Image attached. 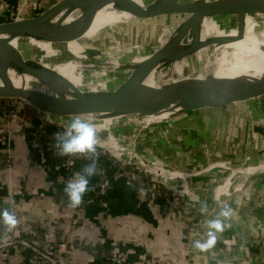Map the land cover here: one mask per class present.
<instances>
[{
    "label": "water",
    "instance_id": "water-1",
    "mask_svg": "<svg viewBox=\"0 0 264 264\" xmlns=\"http://www.w3.org/2000/svg\"><path fill=\"white\" fill-rule=\"evenodd\" d=\"M106 7L115 15L127 13L142 19L156 17L153 25L131 34L122 33L121 38H116L140 43V56L138 54L126 61L103 60L92 67L79 69L74 73L78 76L75 81L71 74L38 72L13 60L9 62L6 56L10 47L1 39L0 99L25 101L65 130L75 116L93 123L128 121L146 132L147 141L157 142L181 136L187 129L206 123L218 114L244 113L264 105V72L258 78H251L250 73L217 78L216 66L190 60L196 56L199 47L208 42H200V46H196L195 32L200 18L254 16L264 12V0H157L154 6H147L146 0H58L41 15L30 19L20 16L0 23V38L32 37L44 22L66 10L93 16ZM31 11L30 8L25 13ZM60 29L57 25L45 27L44 31L55 36ZM96 40L112 41L102 37ZM120 52H117V58L121 59ZM137 58L140 61L134 62ZM179 63H184L185 67L178 73L175 65ZM11 74L17 78H28L26 86L25 82L15 86ZM150 76L153 77V86L146 84ZM96 148L107 150L120 162L146 169L157 183L176 197L184 201L189 196L193 197L189 193L190 185L175 188L167 177L153 170L149 164L128 160L107 144L97 142ZM247 159L242 158L244 161ZM250 159L264 161V157ZM224 163L225 160L212 162L202 170L218 169V165ZM202 170L192 172L189 180L198 178L204 173ZM189 203L196 207L193 201ZM121 258L117 256L104 261L128 264Z\"/></svg>",
    "mask_w": 264,
    "mask_h": 264
},
{
    "label": "crops",
    "instance_id": "crops-1",
    "mask_svg": "<svg viewBox=\"0 0 264 264\" xmlns=\"http://www.w3.org/2000/svg\"><path fill=\"white\" fill-rule=\"evenodd\" d=\"M250 110L244 113L232 111L229 114L213 116L212 120L189 128L183 135L169 140L171 146H149L150 154L169 167L182 162L179 157L181 155L177 152L184 148L192 158H189L191 162L225 160L226 163L221 170L210 171L192 181L186 180L190 182L189 185H193V188H197L200 194L202 188L219 179H225L227 174L238 168L240 166L238 162L244 161L243 157H247V160L264 157V151L261 153L256 150L249 153L250 147L246 142V139L250 140L252 136L255 139L260 134L258 123L243 120L263 119L264 105ZM36 123H38L36 118L31 115L25 120L18 119L7 124L0 115V152L8 153L12 160L9 172L0 166V210H7L9 203H13L17 210L19 225L28 227L32 224H43L52 228L58 221L57 201L63 198L68 202L64 188L67 181L76 173L67 175L56 160L33 148ZM8 131L11 132L10 136L7 135ZM215 131L218 132L215 134ZM229 139L230 144H228ZM225 142L228 148L236 145L237 148L234 150L239 153L228 155L226 150L223 154L221 145ZM230 148L233 150V147ZM181 165L185 167L182 163ZM216 172L221 173H219L220 177L216 181H211L213 179L209 176ZM240 186L238 192H233L230 185L229 190L232 192L227 199L223 195L215 194L205 200L208 203L215 198L225 199L220 205H210L212 207H207L206 211L209 208L222 207L224 203H227L233 211L226 221L224 231L217 235L220 239H224V244L218 240L214 247L205 252L193 251L194 264H264V174L259 173L241 181L235 188ZM95 192V180L89 177V191L84 198L93 196ZM206 211L203 212L205 213L202 214L203 216L195 213L194 218V223L200 229L203 226L205 234L208 231L207 221L212 219L206 216ZM214 211L212 210L210 214ZM219 211L220 208L216 210V215ZM72 214L73 210L69 207L68 218ZM82 218L93 226L92 230L71 227L68 220L62 223L69 240L88 244V248L71 250L74 264H108L105 262L106 259L93 257L90 254L89 247L92 246H105L106 248L103 249L115 252L128 264L184 263L189 224L175 202L167 204L160 200L148 202L137 195L135 188L119 182L95 204L87 207ZM0 227H3L2 223ZM203 232L200 235L202 239L205 238ZM4 239L5 237L0 235V241ZM5 262L30 264V256L27 251L20 249L0 250V264Z\"/></svg>",
    "mask_w": 264,
    "mask_h": 264
},
{
    "label": "bare ground",
    "instance_id": "bare-ground-1",
    "mask_svg": "<svg viewBox=\"0 0 264 264\" xmlns=\"http://www.w3.org/2000/svg\"><path fill=\"white\" fill-rule=\"evenodd\" d=\"M155 2H157V0H146V4L148 3L147 6H154ZM137 3L140 6L142 5L139 1H137ZM30 8L32 11L28 13L25 19L41 15L51 7H45L42 9V12H38L39 8L37 6H31ZM108 9L109 7H106L97 15L93 16H86L83 12H78L79 17L77 21L75 20L76 22L74 21L75 23L71 21V18L75 15V11L66 10L54 15V17L44 22L39 26L40 30L31 35L32 37L22 35L1 37L0 40H5L10 47L6 58L9 62L13 60L26 69H32L38 72L59 73L62 75L71 74V78L76 81L78 80V76L74 74L75 72L79 71V69L85 67L89 68L92 67L93 64L99 63L97 61H92L93 59L88 57L87 51H85L84 46L81 44L82 42L92 43L97 41V37H102L107 40L121 38V32L126 33L130 31L128 34L138 32L142 29L141 26H143V24L146 25L145 22L156 20V17L142 19L127 13L115 15L114 13L108 12ZM253 15L254 16L243 15V17L240 18H237L236 15H220L211 16L210 18L202 17L198 20V27H196L195 32L196 46H200V42H206L207 40L208 42L207 45L199 47L196 51V56H198L197 61L216 66L217 78H228L229 75L238 71H243L246 64H248L247 62L253 58L258 57L264 59V12L255 13ZM232 18H236V21L233 24H229L228 21ZM140 23L141 25H139ZM223 23L226 24L224 27L221 25ZM57 25L62 29H60L55 36L50 31H44L45 27ZM124 42L125 43H122V48L116 50V52H105V60L118 59V61H126V59L133 58L138 54L139 56L141 55L142 49L138 46L140 43L135 42L137 43L135 44L127 40H124ZM118 51H122L120 52V56L123 58H117ZM136 61H140V58L134 60V62ZM184 67V63L175 65L178 73ZM11 80L15 86L24 85V82L26 86V82H28L29 79L17 78L11 74ZM152 81L153 77L150 76L146 84L153 86ZM94 125L96 127L97 142L109 145L117 154L128 160H138L149 164L153 170L167 177L175 188L186 186L185 178H189L191 175V173H187L186 167L202 170L212 163V161L209 160L191 162V160L187 158L189 156L187 152L185 154L183 151V154L181 153L183 162L181 163L185 167H183L181 163L174 167H169L155 158L152 154L146 155L144 152H138L137 155L130 150L135 148V146L131 144V142H133V136L136 142L137 136L144 137V139L147 138L146 132L141 131L135 124H131L128 121L113 122L104 120L94 123ZM128 130L131 131L127 132ZM120 131L122 132L119 135ZM117 135L120 136V138H118ZM159 143L161 144L160 146L169 145V141ZM178 151L180 152L181 150ZM223 165H225V163L219 165V170L222 169ZM259 173L264 174V161L246 160L245 163L225 176V179L229 177L228 179H219V181L202 188L200 193L220 194L227 199L232 191L238 192L241 188H235L236 184L256 176ZM201 176H203V173L199 178ZM223 183H226L225 187H223L225 189H223V192H220L219 190H221V188L219 187ZM230 185L232 186V191L229 190ZM190 192L199 193L197 188H193L192 185H190L189 193ZM186 199L189 202L193 201L196 208L201 211V205L199 204L202 203L198 201L195 196H189ZM215 200L219 201H214L206 206L212 207L225 202L222 199L220 200V198H215ZM219 208H209L211 210L207 212L206 216L213 218L216 216V210ZM212 210L215 211L210 214Z\"/></svg>",
    "mask_w": 264,
    "mask_h": 264
},
{
    "label": "built area",
    "instance_id": "built-area-1",
    "mask_svg": "<svg viewBox=\"0 0 264 264\" xmlns=\"http://www.w3.org/2000/svg\"><path fill=\"white\" fill-rule=\"evenodd\" d=\"M26 114L34 116L39 123L37 130L33 133V148L56 160L67 175L78 172L83 174V169L95 160L96 172L90 178H94L95 188H98V191L91 197L83 198L81 205L76 208L69 206V202L65 199L59 198L57 201L58 221L52 228L43 224H32L28 227H23L17 223L15 228L8 230L3 225V227H0V235H3L5 239L0 241V250L12 248L27 251L30 256V264H74L71 250L74 248H88V244L78 240H69L62 223L68 220L71 227L81 230H92L93 226L82 218L86 208L95 204L114 184L121 182L127 187L135 188L137 195L148 202L160 200L165 204L173 202L177 204L189 224L187 230L188 241L185 245L186 255L183 264L195 263V257L192 253L193 251L197 252V249L193 247V242L194 240L202 239L200 235L203 232V226H201V232L200 227L194 223L195 213H199L195 206L176 197L167 188L157 183L146 169L120 162L104 149L95 147L94 153L72 156L61 155L60 149L56 146L57 134H62L66 131L64 128L35 110L25 101L20 99L0 100V115L3 116L7 124L12 123L14 120L27 119ZM7 135L10 136L11 132L8 131ZM0 166L8 172L11 170L12 160L8 153L0 152ZM191 195L196 196L195 193H191ZM69 207L73 210L70 218L67 216ZM7 210L14 213L17 218V210L13 203H9ZM218 240H220L221 244H224V239H220L217 236L216 241ZM89 248V252L93 257L117 258V254L113 251L97 249L95 246ZM3 264L12 263L5 262Z\"/></svg>",
    "mask_w": 264,
    "mask_h": 264
},
{
    "label": "rangeland",
    "instance_id": "rangeland-1",
    "mask_svg": "<svg viewBox=\"0 0 264 264\" xmlns=\"http://www.w3.org/2000/svg\"><path fill=\"white\" fill-rule=\"evenodd\" d=\"M14 1V0H13ZM56 0H18V1H14V2H4V1H1L0 2V23H3V22H7V21H10V20H13V18H16V17H20L22 16L23 18H26V16H28V13H25L27 10L30 9L31 6H37L39 9H38V12H42V9H44L45 7H51L52 4L55 2ZM58 1V0H57ZM49 3V4H48ZM149 3V2H148ZM147 3V4H148ZM42 7V8H41ZM79 11L75 10V15L73 18H71V21L74 22L75 20L77 21L78 17H79ZM25 14V15H24ZM222 19V18H221ZM75 21V22H76ZM236 21V18L235 19H229L228 23L229 24H233L235 23ZM74 22V23H75ZM155 21H147L145 22V24H143V26H141V28H144V27H149L151 25H153ZM73 24V23H71ZM141 25V23L139 24ZM223 27L224 25L226 24H221ZM122 30V29H121ZM130 31H127L125 34H128ZM122 33L124 32H121V37H122ZM127 41H130V40H127ZM130 42H133V41H130ZM122 43H125L124 41L122 40H116V39H113L112 41H101V40H97L95 42H92V43H88V42H82L81 44L84 46V49L85 51H87V55L90 59H93L92 61H98V62H102L103 60H105V52L106 53H109V52H116V50L118 49H121L122 48ZM135 43V42H133ZM137 44V43H135ZM124 47V46H123ZM119 52V51H118ZM198 57V56H197ZM191 61H196L198 60L195 57H191L190 58ZM91 61V62H92ZM104 62V61H103ZM248 64H246V67L243 69V71H238L232 75H229L228 78H231V77H237L239 75H247L248 73L252 74L251 78H258L260 76V74H262L264 72V59L263 58H253L252 60H249L247 62ZM240 72V73H239ZM244 121H247V122H257L258 123V127L260 128V134L257 135V137L254 139V137H250V140L246 139V142H247V145H249L248 147H250V151H248L249 153H253L254 151L256 150H259L260 152L264 151V126L262 124H264V118L263 119H255V120H251V119H243ZM228 123H229V120H228ZM227 123V124H228ZM262 125V126H260ZM134 129V128H133ZM122 131L119 132V135ZM218 131H215V134L217 133ZM118 136V135H117ZM147 136V134H146ZM118 138H120V136H118ZM130 138V136H129ZM116 139V138H115ZM148 140V136L146 139H144V137H139L137 136V142L135 141V138L133 136V142H131V144L133 146H135V148H132L130 149L133 153L135 152L136 154H138L137 150H140V151H143L146 155H149L150 154V150H149V146L152 145V147H157V146H160L161 144L159 142H151V141H147ZM169 141V140H167ZM231 141L230 139L228 140V144H230ZM242 143V142H241ZM234 145V144H232ZM164 146V145H163ZM168 146H171V142L169 141V145ZM222 148H223V154L226 153V150H227V153H229L228 155H232L233 153H239V151H237L236 149L234 150V148H237V146H227V142L225 143H222ZM230 147H233V150L232 148ZM143 149V150H142ZM159 149V148H158ZM185 149V150H184ZM183 150H181L180 152L178 151L177 153H180L181 156L180 157V160L182 159V154H183V151L184 153L186 154V151L187 149L184 148ZM236 151V152H235ZM218 152V150L216 151V153ZM259 152V153H260ZM261 152V153H262ZM140 153V152H139ZM182 153V154H181ZM220 153H218L219 155ZM222 154V153H221ZM151 155V154H150ZM222 156V155H221ZM187 158H190V156H188ZM217 159L221 158L219 156L218 157H215ZM192 159V158H190ZM160 160V159H159ZM161 161V160H160ZM217 161V160H216ZM246 161V160H245ZM245 161L243 162H238L241 166V164L245 163ZM183 162V161H182ZM214 162V160L212 161ZM164 163V162H163ZM166 164V163H165ZM195 164V163H194ZM175 165V164H174ZM178 165V164H176ZM187 169V173L190 174L194 171H196L197 169H192L191 167H186ZM220 169V166L218 165V169H213V170H219ZM213 170H209V171H203L204 173L203 174H207L208 172L210 171H213ZM220 172H216L212 175H210V179H213L211 181H216L219 177H220ZM179 178V177H178ZM189 178L186 177L185 178V181L188 180ZM210 181V182H211ZM186 185L190 182H185ZM226 183H223L219 188H221V190H219L220 192H222V189H225L223 187H225ZM193 186V185H192ZM241 187V186H240ZM239 187V188H240ZM195 197L197 198L198 201H200L202 204L204 205H208L214 201H219V200H215L213 199L211 202H206L205 200L210 197V196H213V194H208V193H198V195L195 193ZM228 195V194H227ZM226 196V195H225ZM234 196V195H232ZM221 200V199H220ZM186 202H189L187 199H186ZM202 204H199L202 206ZM198 209V208H197ZM212 209V208H211ZM211 209H208L211 210ZM194 211V210H193ZM206 211V212H208ZM200 214H204L203 212L199 211ZM203 216V215H202ZM205 216V215H204Z\"/></svg>",
    "mask_w": 264,
    "mask_h": 264
},
{
    "label": "clouds",
    "instance_id": "clouds-1",
    "mask_svg": "<svg viewBox=\"0 0 264 264\" xmlns=\"http://www.w3.org/2000/svg\"><path fill=\"white\" fill-rule=\"evenodd\" d=\"M96 127L93 122L88 119L75 116L70 120L67 130L62 134H57V147L60 149L61 155H77L84 153H94L97 144ZM96 172V162L93 160L83 169V174L76 173L69 179L64 188V192L68 198L69 206L79 207L83 201L85 194L89 191V177ZM207 206L202 204L201 212H205ZM232 208L224 203L217 213L216 217L207 221L206 227L208 231L204 239H197L193 242V247L200 252H205L215 246L217 234L224 231L226 221L232 215ZM17 218L14 213L9 210H0V223L6 229L11 230L17 225Z\"/></svg>",
    "mask_w": 264,
    "mask_h": 264
},
{
    "label": "trees",
    "instance_id": "trees-1",
    "mask_svg": "<svg viewBox=\"0 0 264 264\" xmlns=\"http://www.w3.org/2000/svg\"><path fill=\"white\" fill-rule=\"evenodd\" d=\"M0 100H2V99H0ZM26 117H28V118H30L31 117V114H26ZM38 126H39V124L38 123H36V125H35V130H36V128H38ZM89 197H91V196H89ZM85 198H87V197H85ZM101 198H99V200H100ZM105 247V246H104ZM104 247H96L97 249H103ZM106 248V247H105ZM105 250V249H104ZM105 251H107V250H105Z\"/></svg>",
    "mask_w": 264,
    "mask_h": 264
}]
</instances>
